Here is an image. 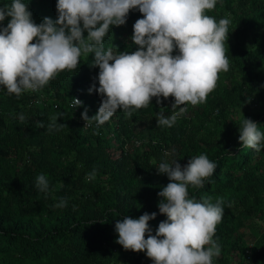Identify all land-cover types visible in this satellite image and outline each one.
I'll return each instance as SVG.
<instances>
[{"label":"trees","instance_id":"1","mask_svg":"<svg viewBox=\"0 0 264 264\" xmlns=\"http://www.w3.org/2000/svg\"><path fill=\"white\" fill-rule=\"evenodd\" d=\"M11 2L0 0V7ZM23 2L35 23L57 19V0ZM205 15L231 21L224 44L229 70L218 74L205 103L187 105L170 128L157 126L156 116L173 113L171 96L162 104L153 97L131 117L117 110L103 125L85 124V107L91 117L102 99L88 91L93 83L99 87V68L90 66L94 54L80 58L78 72H60L40 91L17 97L0 89V264H153L146 250L116 242L115 224L156 212L148 222L155 235L167 220L158 192L169 183L156 167L176 159L184 166L200 154L217 167L202 188L189 186V196L223 201L213 237L221 254L213 264H264V148L256 152L239 141L244 117L264 132V0H217ZM139 18L130 10L125 25L111 26L104 48L135 51ZM74 96L84 107H73ZM53 116L65 126L50 132ZM93 170L95 179L88 180ZM41 174L49 181L47 195L36 187ZM61 198L66 207H56Z\"/></svg>","mask_w":264,"mask_h":264},{"label":"clouds","instance_id":"2","mask_svg":"<svg viewBox=\"0 0 264 264\" xmlns=\"http://www.w3.org/2000/svg\"><path fill=\"white\" fill-rule=\"evenodd\" d=\"M216 3L217 0H57V19L45 17L37 24L27 3L12 0L10 5L0 7V89L17 97L40 91L60 72H78L80 58L94 54L90 66L99 68V87L93 83L88 91H96L102 99L91 117L85 107L81 113L85 124L94 120L97 126L103 125L117 110L131 117L136 110L147 107L153 97L162 104L171 96L173 113L159 112L156 116L157 126L170 128L186 113L187 105L205 103L217 86L218 74L229 70L224 44L231 21L221 18L217 22L205 15ZM130 10L142 14L133 25L131 40L136 50L119 54L112 48L106 50L104 37L111 26L126 24ZM9 17L4 26L2 22ZM177 50L178 54L173 55ZM78 106L84 107V102L74 96L73 107ZM58 117H51L50 132L65 126L57 123ZM19 119L23 122L24 115ZM258 125L244 117L239 127L241 146L256 152L264 148V132ZM216 167L206 154L190 157L184 166L178 159L159 163L158 174H166L169 179L158 192L159 212L167 220L159 223L153 235L148 222L155 219L156 212H145L139 218L124 216L115 224L116 242L125 250H146L153 264H213V258L221 254L213 237L222 220L223 201L218 199L214 204L211 197L197 201L189 196L188 189L202 188ZM87 179H95V170ZM36 187L49 193L44 174L37 177ZM66 206L64 198L56 205Z\"/></svg>","mask_w":264,"mask_h":264}]
</instances>
